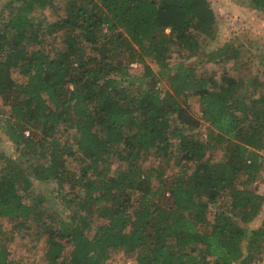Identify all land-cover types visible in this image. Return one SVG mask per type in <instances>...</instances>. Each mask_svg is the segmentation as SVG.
Listing matches in <instances>:
<instances>
[{"label": "trees", "instance_id": "obj_1", "mask_svg": "<svg viewBox=\"0 0 264 264\" xmlns=\"http://www.w3.org/2000/svg\"><path fill=\"white\" fill-rule=\"evenodd\" d=\"M15 1L0 28V97L10 108L0 130L31 162L0 152V220L16 232L44 229L48 264H109L115 250L136 264H264V224L246 228L264 208V81L198 73L204 61L241 57L231 41L208 49L211 1ZM249 2L264 14V0ZM46 8L54 20L36 16ZM174 47L192 62L170 68ZM133 61L144 65L141 78ZM203 123L207 139L193 133ZM218 146L221 161L204 159ZM163 160L178 167L172 181ZM35 179L57 182L68 219L42 210L44 196L25 201ZM5 233L0 264H14Z\"/></svg>", "mask_w": 264, "mask_h": 264}, {"label": "rangeland", "instance_id": "obj_2", "mask_svg": "<svg viewBox=\"0 0 264 264\" xmlns=\"http://www.w3.org/2000/svg\"><path fill=\"white\" fill-rule=\"evenodd\" d=\"M11 1L15 0H0V28L5 21L7 14L6 5ZM63 0H56L57 4L62 6ZM212 6L217 15V29L215 32V37L210 41L206 39V43L209 44V50L221 45L225 42H233L238 45L241 51V57L239 60H229V61H204L203 64L197 65V71L201 75L214 76L216 79H220L223 72L228 71L232 75L245 78L244 76L252 75L253 78L257 76L258 82L260 79L264 81V14L260 11L253 9L250 6V0H210ZM24 1H15V4H23ZM35 16V12H33ZM45 16L49 20H54L56 15L50 8L40 10L37 12L36 16ZM169 32V29H167ZM204 41L205 40H201ZM203 42V43H204ZM174 47L171 57L169 58L170 68H174L178 63H189L190 58L187 56V52ZM205 53V50L202 51L198 58ZM192 58V57H191ZM192 58V59H195ZM194 61V60H193ZM147 62L151 67L156 71L160 72V63L154 62L152 58H147ZM131 72L133 75L140 76L144 74V65L140 64L138 61H133L131 63ZM14 76L20 78L19 72L16 70ZM161 81L159 86L166 88V80L163 75H158ZM146 80V78H144ZM249 82V80H247ZM254 88H250L252 91ZM193 110L198 116H200V105L199 99L196 96H192L188 99ZM10 108L5 106L1 97H0V114L9 113ZM185 126V125H182ZM187 130L186 132H190ZM208 124L203 123L199 128L194 130V134L197 137H202L203 139L208 138ZM58 135L63 140H74V132L72 130L66 131V129H61ZM175 144H178L177 140L173 141ZM262 148L257 150L259 153L260 159L263 163V168L259 171L258 186L259 190L264 193V155L261 153ZM0 152L5 153L7 156L13 158H19L23 163L28 166L30 164V159L28 155H25L23 149L18 148L14 145L4 132L0 130ZM211 156H207L204 159L210 157L212 161L219 162L223 159L224 150L222 146H218L210 152ZM79 160V159H78ZM77 159H69L68 165L72 170L77 171L79 169V162ZM155 163L159 159L155 160ZM163 170L165 171V176H167L168 181H172V178L178 173V167L173 164V161L163 160ZM32 178H35L32 173H30ZM155 186L158 185V181H153ZM263 182V184L261 183ZM71 188L68 187L67 190ZM25 196V201L28 203H33V197L35 195L44 196L45 203L42 205V210H45L51 214L59 215L57 218L68 219L69 212L68 209L64 206L65 201L62 194L59 193L58 185L55 180L48 182L34 180V187L27 193L23 192ZM221 202V201H220ZM132 212V210H131ZM211 217V216H210ZM257 220V221H256ZM250 225H246L248 231L253 228L264 224V208L256 219ZM56 224L59 223L56 220ZM254 222H256L254 224ZM254 224V225H253ZM59 225V224H58ZM12 223L9 218H1L0 220V238H2V232H6V241L1 239L3 242L2 245L7 246L6 254L8 260H11L14 264H48L45 260V252L47 248V236L45 231L43 232L41 228L40 231L37 229L33 231H14L11 229ZM40 228V227H39ZM95 229L93 228L89 235L93 236ZM9 236H13L12 239H9ZM70 249H68L69 251ZM109 264H136V260L126 255L123 251L115 250L112 252L111 260Z\"/></svg>", "mask_w": 264, "mask_h": 264}, {"label": "built area", "instance_id": "obj_3", "mask_svg": "<svg viewBox=\"0 0 264 264\" xmlns=\"http://www.w3.org/2000/svg\"><path fill=\"white\" fill-rule=\"evenodd\" d=\"M261 153L264 155V147H263V149H262Z\"/></svg>", "mask_w": 264, "mask_h": 264}, {"label": "crops", "instance_id": "obj_4", "mask_svg": "<svg viewBox=\"0 0 264 264\" xmlns=\"http://www.w3.org/2000/svg\"><path fill=\"white\" fill-rule=\"evenodd\" d=\"M261 183L263 184V182H261ZM256 221H257V220H256ZM255 223H256V222H254V224H255ZM254 224H253V225H254Z\"/></svg>", "mask_w": 264, "mask_h": 264}]
</instances>
